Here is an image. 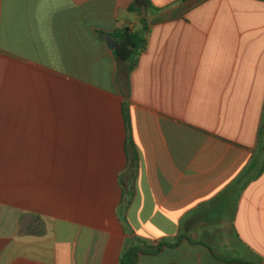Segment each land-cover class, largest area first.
I'll return each mask as SVG.
<instances>
[{"label": "crops", "instance_id": "crops-1", "mask_svg": "<svg viewBox=\"0 0 264 264\" xmlns=\"http://www.w3.org/2000/svg\"><path fill=\"white\" fill-rule=\"evenodd\" d=\"M149 1L0 0V264H120L125 178L177 243L139 264H264V0Z\"/></svg>", "mask_w": 264, "mask_h": 264}, {"label": "trees", "instance_id": "trees-1", "mask_svg": "<svg viewBox=\"0 0 264 264\" xmlns=\"http://www.w3.org/2000/svg\"><path fill=\"white\" fill-rule=\"evenodd\" d=\"M136 5L144 3L147 8H150L151 2L149 0H135ZM133 7L130 9L133 11ZM146 19L142 20L143 28L138 31H132L130 29H122L117 31L113 35L115 42L114 56L117 59L119 65L122 66L124 77V84L129 85V78L131 74L138 67L140 58L147 47L146 34L148 32ZM127 99V96H126ZM123 117L126 127L127 141L126 152L128 155V168L126 172L137 173L139 170V154L136 150L134 141V125L131 115L130 104L126 100L123 104ZM129 203L125 199V193L122 200V207L128 209ZM120 219L125 226L126 242L122 251L120 264H139L140 257L143 255L156 256L159 255L165 248H175L177 243H170L168 241H160L156 246L147 242L146 240L135 236L131 227H127L128 221L122 218Z\"/></svg>", "mask_w": 264, "mask_h": 264}, {"label": "rangeland", "instance_id": "rangeland-1", "mask_svg": "<svg viewBox=\"0 0 264 264\" xmlns=\"http://www.w3.org/2000/svg\"><path fill=\"white\" fill-rule=\"evenodd\" d=\"M132 178L135 176V174H131ZM128 183V180L127 178H125L123 180V186L125 189V199L127 200V202L129 203L130 200H131V195L130 197L128 196L129 195V191H128V188H129V184ZM144 185L143 184H139V199L137 198L136 199V203L134 204V207L131 211V214L128 218V213L129 211H127V209H125V207H122L121 210H120V214L122 216V218L125 220V218L127 219L128 223L130 224V221L133 223V226L136 230H140L141 234L144 235V236H148V234H151L150 232L152 231V223L148 226H146L145 229H143V226L145 224V222L147 221L148 219V212L145 210V206H147L150 210V212L153 214V212H155V209H154V206H152V201L150 200V198L146 195H143L144 191H143V188ZM159 218V217H158ZM127 224V227L129 228V225Z\"/></svg>", "mask_w": 264, "mask_h": 264}]
</instances>
